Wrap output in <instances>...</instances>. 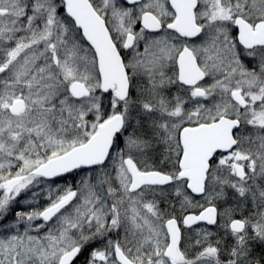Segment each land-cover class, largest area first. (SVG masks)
Listing matches in <instances>:
<instances>
[{
	"label": "snow or ice",
	"instance_id": "6c2138e0",
	"mask_svg": "<svg viewBox=\"0 0 264 264\" xmlns=\"http://www.w3.org/2000/svg\"><path fill=\"white\" fill-rule=\"evenodd\" d=\"M0 264H264V0H0Z\"/></svg>",
	"mask_w": 264,
	"mask_h": 264
}]
</instances>
